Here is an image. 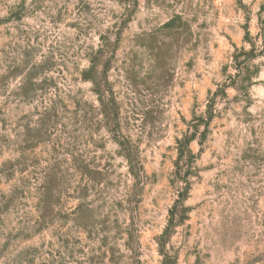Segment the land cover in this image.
<instances>
[{
	"label": "rangeland",
	"instance_id": "rangeland-1",
	"mask_svg": "<svg viewBox=\"0 0 264 264\" xmlns=\"http://www.w3.org/2000/svg\"><path fill=\"white\" fill-rule=\"evenodd\" d=\"M0 264H264V0H0Z\"/></svg>",
	"mask_w": 264,
	"mask_h": 264
}]
</instances>
